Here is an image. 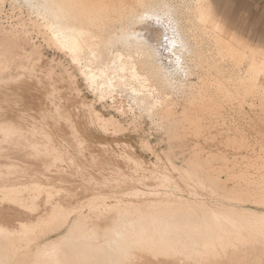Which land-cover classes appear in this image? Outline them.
Masks as SVG:
<instances>
[{
  "label": "bare ground",
  "instance_id": "6f19581e",
  "mask_svg": "<svg viewBox=\"0 0 264 264\" xmlns=\"http://www.w3.org/2000/svg\"><path fill=\"white\" fill-rule=\"evenodd\" d=\"M22 1L35 15L38 23L35 25L43 32L45 42L65 54L99 100L113 98L119 89L125 93L128 102L124 110L132 112L133 115L136 112L138 118L146 116L153 129L161 130L169 141H175L177 136L179 138L181 132L185 130V125L197 127L201 120L198 112L206 111L203 117L207 119L211 115L210 112L222 109V106L219 107L214 101L216 91L203 86L207 77L209 83L214 81L209 80L215 77L210 70L203 76H198L202 81L201 85L194 86L191 81L190 84H185L192 75H197V69L201 64V57L191 50L186 41L184 34L187 33V29L182 30L178 24L179 20H185L186 16L191 15L182 12L179 6L187 7L189 4L192 8L193 2ZM159 14L168 18L171 31L174 32L167 39V46L175 57V75L165 68L159 54L148 40L139 34V27L150 17H157ZM112 47L115 49L114 52L111 51ZM230 54L232 56L233 52ZM237 55L239 53H235V56ZM250 67L253 74L259 70L258 64ZM10 82H0V87ZM251 86L257 85L251 83ZM174 92L184 99L183 107L180 109L181 116L177 115L179 111L177 106L181 102L177 99L180 96L175 99ZM243 92L247 93L246 90ZM223 94L229 95L227 90ZM15 101L26 102L23 95L18 96L14 92H7L5 96L0 95V264H135L145 257L190 258L197 252L202 235L206 237V246L213 249L221 240L224 241V246H231L242 242L250 234L264 230V216L209 206H192L167 196L157 198V191H154L150 198L151 191L139 190L134 183L129 184L132 191L130 198L123 197V200H113L110 203L107 202L109 196L95 193V188H91L94 192L91 190L89 192L99 195L100 200L95 197L94 200L84 201V197H77L79 188L67 187L73 205L68 206L59 200L48 206L45 215L35 218L34 212L37 211L39 202H42L43 207H47L49 199L54 197L45 181L51 182L56 175L55 180L63 181V185L65 181H71L68 178H73L67 173L69 177L67 176L65 180L66 175L64 177L63 173L66 170L62 164L67 162L71 164L75 161L70 153H60L68 147L57 143L51 137L54 133L51 131L54 129L56 131L59 126L65 124L66 129L69 126L66 133L69 132L74 137L67 136V145L69 137L73 145L70 144L69 148L80 146L87 148V143L83 145L70 117L52 109L22 114L21 109H15ZM241 107L242 105H239V108ZM61 118L65 121L62 122ZM55 119L61 121L63 125L57 120L54 122ZM47 120L53 122L48 123ZM91 122H96L97 129L103 135L110 136L113 140L120 138L118 133L120 130L109 128L110 124L119 123L114 119L103 121L97 116ZM173 131L175 133H172ZM100 145L102 147V144ZM142 147L149 150V142L144 141ZM167 149V153L170 154L172 147L169 146ZM83 155L85 160L80 157L81 163L84 164L87 160L95 162L94 155L86 153ZM38 160L42 162L44 160L46 165L54 167L56 173L58 171L57 174H62L65 179L59 180L62 176L57 174L48 176L45 173L47 169L34 171L35 168L31 166L38 165V162L35 163ZM44 163L38 167L41 169ZM212 165L215 164L212 162L208 165L203 164L199 155L195 153L187 162V169L182 176L195 177L198 181H211L210 179L216 176L212 173ZM75 173L79 174L77 171L72 175ZM135 175L140 176L136 173ZM73 184L68 186L78 185ZM202 188L210 192H219L221 186L212 182ZM243 191L240 189L237 192L241 194ZM48 192L51 193L48 195ZM36 195L41 197L38 198ZM238 196L241 199L244 195ZM17 216L29 218V222L33 220L35 225L28 228L23 221L16 226L11 225V220L8 219ZM253 223L258 224L252 225ZM61 229H64V233L59 239L32 247L33 240H41L47 232Z\"/></svg>",
  "mask_w": 264,
  "mask_h": 264
},
{
  "label": "rangeland",
  "instance_id": "374dc122",
  "mask_svg": "<svg viewBox=\"0 0 264 264\" xmlns=\"http://www.w3.org/2000/svg\"><path fill=\"white\" fill-rule=\"evenodd\" d=\"M188 1L194 3L192 8L187 2V7L179 8L191 15L186 16L185 20H179L178 24L182 30L187 29L184 36L191 50L201 57V64L197 75H192L185 84L191 81L194 86L201 85L198 76L210 70L215 77L209 80L214 81L209 83L207 77L203 86L216 91L214 101L222 109L210 112L207 119L203 117L206 111L198 112L201 120L197 127L185 125L179 138L177 136L175 141H169L161 130L153 129L146 116L138 118L136 112L133 115L124 110L128 102L125 93L119 89L113 98L99 100L65 54L45 42L43 32L35 25L38 24L35 15L22 0H0V82L11 81L1 84L3 88L0 87V95L5 96L7 92L23 95L26 102L15 101V109H21L22 114L51 109L61 112L73 120L83 145L87 143V148L82 146L83 150L81 146L69 148L70 144L73 146L70 139L74 137L69 132L67 135L69 126L66 129L65 124L51 131L54 132L51 137L57 143L68 147L60 153H70L75 161L62 164L66 170L63 173L66 179L62 174H57L54 167L46 165L47 159L46 163L44 160L35 162L38 165L44 163V166L41 165L44 170L36 164L31 168H35L34 171L47 169L45 173L48 176L61 175L63 178L59 177V180H67L69 175L73 178H68L71 181H65L67 185L63 183L64 186L63 181L55 180L56 175L51 182L45 181L54 197L49 199L47 207L39 202L34 212L35 218L45 215L48 206L59 200L68 206L73 205L67 187L79 188L77 197H84V201L94 200L95 197L100 200L95 193H101L109 196L107 202L110 203L123 200V197L130 198V183L137 184L139 190L151 191L150 198L157 191V198L167 196L192 206H209L264 216V0ZM159 15L147 19L139 27V34L159 54L165 68L175 75V57L167 46V39L174 32L171 31L168 18ZM111 51H115L114 47ZM230 52H233L232 56ZM235 53L239 55L235 56ZM256 64L259 70L253 74L250 65L254 67ZM251 83L257 86H251ZM226 90L229 95L223 94ZM173 94L175 99L180 96L176 92ZM180 98L177 100L184 101L183 97ZM181 102L177 106L179 116L184 103ZM239 105L242 107L239 108ZM97 116L103 121L114 119L119 122L110 124L109 128L120 130V138L114 141L110 136L100 133L96 122H91ZM133 116L135 119H132ZM61 120L65 121L63 118ZM51 121L47 120L48 123ZM226 127L228 129H223ZM67 136L71 137L69 145ZM144 141L149 142V150L142 147ZM169 146L172 147L170 154L167 153ZM82 153L94 155L95 162L87 160L81 163L80 159H84ZM195 153L203 164H215L211 169L216 176L211 181L182 176L187 169V162ZM76 170L79 174L72 175ZM135 173L140 176L137 177ZM212 182L221 186L219 192L202 188ZM73 183L78 185L68 186ZM91 188H95L96 192H89ZM240 189L244 190L241 194L237 192ZM238 195L244 196L240 199ZM36 197L40 198L41 195ZM8 220L15 226L22 221L28 228L35 225L33 220L29 222V218L23 216ZM63 233L64 229L47 232L41 240H33L32 247L57 240ZM205 240L206 237L202 235L197 252L190 258L145 257L135 264H264V230L250 234L242 242L231 246H224L221 240L210 249Z\"/></svg>",
  "mask_w": 264,
  "mask_h": 264
}]
</instances>
